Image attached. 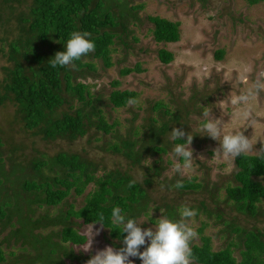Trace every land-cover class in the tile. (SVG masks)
Listing matches in <instances>:
<instances>
[{
    "label": "rangeland",
    "instance_id": "374dc122",
    "mask_svg": "<svg viewBox=\"0 0 264 264\" xmlns=\"http://www.w3.org/2000/svg\"><path fill=\"white\" fill-rule=\"evenodd\" d=\"M29 1L0 0V34L4 33L6 40L17 35L13 16L25 11ZM124 1L127 8H134L132 17L135 20L128 19L125 34L120 36V40L114 39L109 54L111 66L105 68L100 60L85 57L82 61L91 63L93 69H83L82 74L75 78V81L88 86L93 107L99 110L105 123L113 127L111 131L105 134L90 127L83 137L72 142L60 139L43 141L21 127L14 106L5 100L0 105L2 154L25 166L34 158L47 159L58 153H75L98 165L97 176L112 170L125 171L138 183L142 182L147 169L158 167L159 175L152 177L146 187V212L136 218L140 227L155 228L157 220L164 216V206L174 209L177 220L180 219L182 206L187 205L194 210L198 207L197 215L189 222L198 233V238L191 245H200L201 237L209 239L212 251L231 243L234 245L230 248L232 256L238 261L240 247L235 246V234L229 233L226 226L232 224L245 230L255 229L264 238V201L257 204L258 209L253 217L236 213L234 207L225 202L224 194L226 186L235 185L233 161L215 152L225 133L243 132L252 139L256 151L264 147V91L254 101L249 121L237 119V106L231 103L233 96L246 91L264 73V1L255 5H248L246 0ZM148 17L177 23L178 41L155 43L151 34L153 26L147 21ZM7 18L9 20L5 23ZM2 48L5 52L6 44L0 42ZM160 49L171 53L172 60L168 64H161L157 60ZM218 51L221 52L220 60L215 58ZM7 64L0 52V83L4 77L1 69ZM124 68L133 70L121 76L119 72ZM114 90L134 92L139 103L134 106L126 103L124 107L113 108L107 98ZM70 102L71 109L78 107L76 102ZM158 104L164 105V108L155 109ZM205 110L209 111L207 118L203 115ZM207 119L221 122L222 133L217 140L201 130V125ZM162 124L166 125V130L158 135V141L163 152L150 153L146 151L148 145L145 144L150 137L149 126L156 129ZM174 127L182 128L193 136V164L190 169L183 170V174L175 171V164L183 161L175 157L172 151L177 144L170 138ZM125 139L135 142V150L141 147L140 153L143 155L138 163L131 164L122 156L105 150L107 144ZM183 141L186 142V137ZM12 144L16 146L14 152L11 151ZM246 155L258 156L254 151ZM149 158L151 160H147ZM8 167V160L5 159L4 169ZM182 180H191L201 187L180 191L174 185ZM252 180L264 188V174ZM161 185H164L163 189ZM90 189L89 185L82 196H70L66 201L73 202L76 208ZM34 209L35 216L43 213V208ZM206 211L209 215H206ZM46 212L51 215L55 210L48 209ZM217 214L222 215L219 221L216 220ZM77 223L80 224V220ZM90 225H93L92 235ZM77 231L85 237V243L72 247V250L86 258L82 264L106 247L118 250L124 246L121 241L109 238L108 230L98 224L79 225ZM7 232L8 229L0 232V247L7 261L11 259L9 253L18 256L27 251L32 254L27 247L23 251L21 243L6 239ZM90 238L91 247L85 250ZM147 245L146 241L140 251L143 252ZM130 260L132 264H142L138 257H130Z\"/></svg>",
    "mask_w": 264,
    "mask_h": 264
},
{
    "label": "trees",
    "instance_id": "16d2710c",
    "mask_svg": "<svg viewBox=\"0 0 264 264\" xmlns=\"http://www.w3.org/2000/svg\"><path fill=\"white\" fill-rule=\"evenodd\" d=\"M262 1L246 0L248 5ZM132 11L134 8H127L124 0H30L25 11L13 16L17 35L6 40L4 33L0 34V42L6 44L5 52L3 48L0 52L8 63L1 69L4 77L0 83V105L5 100L11 103L21 127L43 141L60 139L72 142L83 137L90 127L108 134L113 127L107 125L99 110L93 107L88 86L75 81V78L82 74L83 69H93L92 64L83 62L82 58L98 59L105 68L111 66L109 54L113 41L120 40V36L125 34L128 19L135 20ZM147 21L153 26L151 34L155 43L178 41L177 23L157 17H148ZM74 31L90 33L89 39L94 42L95 51L74 61V67H51L49 61L57 52L65 50ZM220 57L221 52L218 51L215 58L220 60ZM157 60L168 64L172 55L160 49ZM132 70L124 68L119 73L125 76ZM129 98H135V93L114 90L107 99L113 108H121ZM70 101L76 102L78 107L71 109ZM154 108H164V105L158 104ZM149 127L150 137L145 141L148 146L144 149L150 153H162L158 135L165 132L166 125L156 129ZM134 145V141L125 139L107 144L105 150L135 164L143 153H140L141 147L135 150ZM1 148L2 139L0 232L8 229L5 238L21 243L24 246L22 250L26 251L27 247L32 254L27 251L18 256L9 253L11 259L7 261L0 247V264H82L86 258L72 250V247L85 243V237L77 231L79 225L98 224L108 230L109 238L122 242L126 233H121V226L112 223L111 210L119 206L122 214L134 219L145 214L148 204L146 187L152 177L159 175L158 167L147 169L142 182H135L129 188L128 184L133 180L125 171L112 170L97 176L98 165L75 153H58L47 159L34 158L21 166L11 156V159L5 157ZM15 149V144H12L11 151ZM4 158L8 160L7 170L4 169ZM233 164L235 185L224 188L225 202H229L236 213L253 217L257 204L264 201V188L252 178L264 174V158L244 154ZM181 182L183 187L178 189L180 191L201 187L191 180ZM89 185L91 189L82 197L79 206L75 208L73 202L66 201L70 196H82ZM34 207L43 208V213L35 216ZM48 209H54L55 213L50 215L46 212ZM198 210L197 207L196 212ZM174 212L172 207L164 206V216L177 220ZM101 213L104 226L97 222ZM205 213L209 215L207 211ZM221 218L222 215L217 214L216 220ZM230 226H226L227 230L235 234V246L240 247L239 260L232 256L230 248L233 244L212 251L209 239L201 237L200 245H191L193 264H264L262 234L255 229Z\"/></svg>",
    "mask_w": 264,
    "mask_h": 264
},
{
    "label": "clouds",
    "instance_id": "9594fccd",
    "mask_svg": "<svg viewBox=\"0 0 264 264\" xmlns=\"http://www.w3.org/2000/svg\"><path fill=\"white\" fill-rule=\"evenodd\" d=\"M88 32L74 31L67 40L64 51L57 52L53 59L49 61L51 67L57 66L63 68L69 65H74V61L80 60L83 56L95 51V44L89 37ZM264 91V73L240 95L233 96L231 103L237 106L236 117L241 121H249L252 118L253 103L259 96L260 92ZM139 101L135 98L127 100L128 106H134ZM204 117L209 116V111L205 110ZM253 123L255 121H252ZM201 130L207 136L214 140L221 137L222 127L218 119H207L201 125ZM186 142L177 143L173 148L175 157L180 158L183 163L175 164V171L183 174V170L190 169L193 164V151L191 144L193 136L191 133H186L182 128H172L170 138L174 141L184 140ZM256 152L260 157L264 158V147L256 151L252 139L246 137L243 132L225 133L220 140V147L216 150V154L222 155L227 160L234 161L237 157L250 152ZM147 160H151L150 158ZM135 185V181H130L128 187ZM179 189L183 187L181 181H177L174 185ZM164 185H161V189ZM197 215L196 210L184 205L179 210V220L169 219L167 216L161 215L157 220L155 228L142 229L140 223L134 218H129L122 214L119 206L111 210V221L114 225L121 226V233H126L122 243L123 247L114 249L106 247L104 250L98 251L92 256L86 264H132L130 257H138L142 264H193V252L191 243L198 238L197 231L190 226L191 218ZM104 220L103 213L100 214L97 221L102 226ZM93 225H90L92 235ZM98 234V233H97ZM147 247L143 252L140 251L141 246ZM91 247V238L85 250Z\"/></svg>",
    "mask_w": 264,
    "mask_h": 264
}]
</instances>
